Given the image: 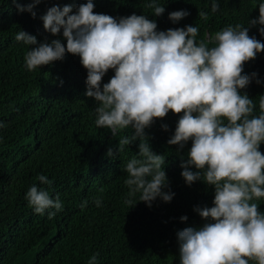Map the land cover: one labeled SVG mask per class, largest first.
Returning a JSON list of instances; mask_svg holds the SVG:
<instances>
[{
    "label": "clouds",
    "instance_id": "obj_1",
    "mask_svg": "<svg viewBox=\"0 0 264 264\" xmlns=\"http://www.w3.org/2000/svg\"><path fill=\"white\" fill-rule=\"evenodd\" d=\"M40 3L33 0L16 7L35 19L34 9ZM148 7L156 17L165 12L159 0H150ZM94 8L93 0L75 11L72 5H54L40 17L44 30L53 36L62 31L66 44L61 39L38 42L35 35L18 31L16 41L30 46L25 67L35 71L62 61L66 54L78 56L87 70L85 95L97 105V127L108 129L113 136L134 130L130 137L120 139V145L149 141L146 129L158 118L170 111L180 114L167 143L178 146L179 152L191 141L181 176L189 187L202 181L214 188L212 206L194 208L203 225L176 233L180 264H264V211L258 203L264 201V153L260 150L264 96L259 100L260 113L255 115L254 99L241 91L253 80L264 83L255 72L242 74L245 62L264 52V42L249 35L250 28L258 27L264 36V0L258 5V18L248 19L247 26H227L209 35L207 43L197 40V25L158 31L157 22L147 15L114 18ZM219 8L218 0H212L211 11ZM188 15L187 10H177L169 13V19L177 24ZM200 15L207 19L208 13ZM109 70L114 75L102 83ZM5 127L0 121V129ZM162 128L168 131L167 124ZM138 154L143 159H130L124 166L126 185L132 193H140V202L148 207L158 198L170 203L175 193L166 190L165 156L154 152L148 142L139 144ZM107 155L113 156V150ZM37 180L49 187L53 183L45 174ZM25 199L35 213L47 212L49 219L64 206L58 194L53 197L48 188L36 184L30 186ZM94 203L100 207L102 199ZM87 205L85 200L80 206ZM187 220L186 215L180 217L181 222ZM98 256L92 255L88 264H99Z\"/></svg>",
    "mask_w": 264,
    "mask_h": 264
},
{
    "label": "trees",
    "instance_id": "obj_2",
    "mask_svg": "<svg viewBox=\"0 0 264 264\" xmlns=\"http://www.w3.org/2000/svg\"><path fill=\"white\" fill-rule=\"evenodd\" d=\"M32 2L0 0V121L6 124L0 129V264H88L96 253L99 264H180L177 231L202 226L204 221L194 208L211 207L214 200L213 187L202 181L189 187L181 176L191 141L179 152L178 146L167 143L180 114L170 111L158 118L146 129L149 141L120 145V139L130 137L134 130L113 136L108 129L97 127V105L85 95L87 70L80 58L66 54L62 61L30 71L25 67L30 46L15 39L24 30L38 42L61 39L66 44L62 31L53 36L44 30L40 17L54 5H72L75 11L87 0H41L34 9L35 19L18 12L17 3ZM93 2L94 12L114 18L147 15L157 22L158 31L197 25V40L207 43L209 35L227 26H247L248 19L258 18L261 0H218L220 8L215 13L212 0H159L165 6L159 17L148 7L150 0ZM177 10L190 15L173 24L169 13ZM201 12L208 13L207 19ZM249 35L264 42L258 27L250 28ZM253 72L264 81V52L245 62L242 74ZM113 75L109 70L102 83ZM241 91L254 99V114L259 115L264 83L253 80ZM141 142L150 143L154 152L165 156L166 190L175 193L170 203L158 198L148 207L140 202V193H132L125 183L126 163L143 159L138 154ZM109 149L113 156L107 155ZM260 150L264 153V144ZM39 174L47 175L52 185L40 184ZM33 184L48 188L53 197L60 196L64 206L54 218L49 219L47 212L37 214L29 206L25 195ZM96 198L102 199L100 207L94 203ZM85 200L88 205L82 209ZM258 203L264 211V201ZM185 215L187 222H181Z\"/></svg>",
    "mask_w": 264,
    "mask_h": 264
}]
</instances>
